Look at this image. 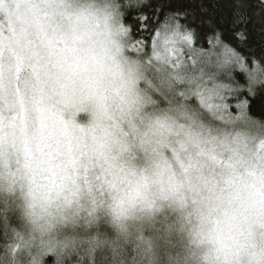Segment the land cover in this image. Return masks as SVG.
Wrapping results in <instances>:
<instances>
[{"label": "clouds", "instance_id": "9594fccd", "mask_svg": "<svg viewBox=\"0 0 264 264\" xmlns=\"http://www.w3.org/2000/svg\"><path fill=\"white\" fill-rule=\"evenodd\" d=\"M125 7L0 0V264L85 233L94 264H264V117L212 80L162 103Z\"/></svg>", "mask_w": 264, "mask_h": 264}, {"label": "trees", "instance_id": "16d2710c", "mask_svg": "<svg viewBox=\"0 0 264 264\" xmlns=\"http://www.w3.org/2000/svg\"><path fill=\"white\" fill-rule=\"evenodd\" d=\"M126 5L142 4L144 0H125ZM152 8H159L161 23L165 15L179 11L187 13L186 19L181 23L186 24L193 30V46L200 51L221 50L223 45L231 48L241 59L239 64L242 68L233 66L230 70L229 79H223L227 85L232 87L233 83L240 88L232 89L239 91L240 99L248 100V106L243 109L247 118L248 113L253 116L264 117V73H253V69L259 65L264 69V0H148ZM152 8H145L150 13ZM130 9L125 7L126 20ZM243 16L247 23H234L239 16ZM243 30L246 38L240 40L235 33ZM219 33L220 44L216 43L215 37ZM154 32H144L137 39H143L146 52L152 51V38ZM256 63H253V62ZM253 77L255 82H253ZM252 93H249V87ZM235 102V101H234ZM258 123V122H256ZM15 219L10 214V209L0 207V226L8 227ZM15 233V228H12ZM104 241L89 240L84 245H77L71 255L69 264H94L99 254L103 252ZM46 264H54V257L49 255Z\"/></svg>", "mask_w": 264, "mask_h": 264}, {"label": "snow or ice", "instance_id": "6c2138e0", "mask_svg": "<svg viewBox=\"0 0 264 264\" xmlns=\"http://www.w3.org/2000/svg\"><path fill=\"white\" fill-rule=\"evenodd\" d=\"M126 8L130 9L127 13V18L129 22L126 23V13L124 15V31L131 37V46L134 51L143 52V48L145 47V43L143 39H137L136 37L144 32H154L155 35L152 38V56L151 60L155 61H178L182 56V48L183 46H190L193 40V30L190 29L186 24L181 23V19L187 18V13H181L179 11L172 12L165 15L164 21L161 23L159 16L161 15V11L159 8H152L151 4L148 3V0H144L142 4L138 5H126ZM145 8H152L150 13L144 11ZM239 16V13L237 14ZM247 23L243 16H239L234 23ZM235 36L240 40H244L246 38V33L241 30L235 33ZM216 43L220 44L219 33H217L215 37ZM161 42L164 45L165 52L167 51V46L171 43L177 45L178 47L174 50L177 53L175 60H170L169 57L164 54H161L160 44ZM159 45V48H158ZM223 52L216 54V58L220 59L224 63H229L233 58H235L236 62H240L242 58L236 55V53L229 48L227 45H223ZM191 50V49H190ZM209 56H212L213 53H207ZM253 63H256L255 61ZM243 67V64H241ZM261 72L264 73V69H261L259 65H257L253 69V73ZM253 82H255L253 77ZM231 91V90H230ZM249 93H252L253 89L250 86L248 89ZM238 94L235 96V108L242 111L245 106H248V100L240 99L239 91H235ZM231 116V113L228 114ZM221 118H224L223 113L221 114Z\"/></svg>", "mask_w": 264, "mask_h": 264}, {"label": "rangeland", "instance_id": "374dc122", "mask_svg": "<svg viewBox=\"0 0 264 264\" xmlns=\"http://www.w3.org/2000/svg\"><path fill=\"white\" fill-rule=\"evenodd\" d=\"M177 47V45L170 43L165 52L164 45L161 42L160 51L162 55L166 54L170 60H175L177 53L174 49ZM143 52L147 53L148 56H152V51L146 52L143 49ZM182 52L183 54L178 61H160L153 65L152 75L155 81L153 87L162 103L166 102V97L173 91H176L177 94H183L185 89L180 86L187 85L190 90L201 81L212 80L222 89L234 91L223 79H229L230 70L233 66H237L238 69L242 68L240 66L241 62L240 65L238 63L234 64L235 58H233L229 63H224L216 58V54L221 53V50L200 51L193 46V41L190 46H183ZM209 52L213 53V55L209 56L207 54ZM235 119L249 120L244 110L242 114L239 110ZM88 239L101 240L98 236L85 233L73 237V242L76 245H84Z\"/></svg>", "mask_w": 264, "mask_h": 264}]
</instances>
